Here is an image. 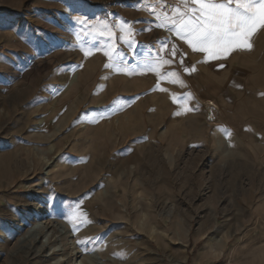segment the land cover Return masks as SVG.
Instances as JSON below:
<instances>
[{"label": "rangeland", "instance_id": "1", "mask_svg": "<svg viewBox=\"0 0 264 264\" xmlns=\"http://www.w3.org/2000/svg\"><path fill=\"white\" fill-rule=\"evenodd\" d=\"M120 1L0 0V264H264V109L164 87L136 24L113 27Z\"/></svg>", "mask_w": 264, "mask_h": 264}, {"label": "snow or ice", "instance_id": "2", "mask_svg": "<svg viewBox=\"0 0 264 264\" xmlns=\"http://www.w3.org/2000/svg\"><path fill=\"white\" fill-rule=\"evenodd\" d=\"M165 6V0H155V3L147 5L151 9L149 14L159 22L158 26L166 28L171 25L169 31L174 32L175 36L183 40L194 52L205 54L204 62L227 58L236 50H251L252 36L259 29L264 28V0H178L177 5L169 11H164ZM80 23L87 25V21H80ZM98 27L99 36H107L110 39L114 34L107 22H98ZM120 29L126 35L132 34V27L126 23H122ZM92 31L95 32L96 29L93 28ZM125 42L130 43L127 40ZM113 51L114 47L110 46L105 52L110 61L117 59ZM178 52L179 49L175 45L169 49L172 57H176ZM88 54L89 52L85 51V55ZM172 62L171 59H164L157 53L151 62L143 66L142 70L154 72L159 78L169 80L173 84L179 83L183 87L184 82L176 71L163 74L160 72L163 65H170ZM180 64L183 65L182 58ZM105 67H112V64H106ZM118 71L124 70L118 69ZM183 71L190 74L195 71V68L183 67ZM156 87L161 91H166L160 88L159 83ZM172 98L174 103L179 101L177 114L179 111L192 112L195 110L189 107V102L194 99L190 92L183 97L174 95ZM126 106V103L117 100L113 102L110 111L115 114ZM100 118H104L103 114L93 122H98ZM221 131L226 136H231L227 129H221ZM68 221L73 225V230L78 224L90 223L86 214L79 209L68 214ZM77 243H86V241L77 240Z\"/></svg>", "mask_w": 264, "mask_h": 264}, {"label": "crops", "instance_id": "3", "mask_svg": "<svg viewBox=\"0 0 264 264\" xmlns=\"http://www.w3.org/2000/svg\"><path fill=\"white\" fill-rule=\"evenodd\" d=\"M151 3H155V0H122L116 3V7L112 11L117 10L116 14L118 15L113 27L120 29V25L126 23L133 29L135 23L137 29L143 33L141 35L143 40H139L137 50L133 51L137 55L138 62L149 63L157 53L164 59L173 61L170 65H163L160 72L163 74L168 71H176L185 86L168 82V85L165 83L164 87L169 86L168 89L175 93H185L189 90L188 86L193 85L195 81L205 90V95L196 97L215 100L218 98L216 93L218 96H220L219 93H223L224 108L232 110L264 109V28L259 29L252 36L253 47L251 50H236L227 58L204 62L205 54L194 52L183 40L175 36L174 32L169 31L171 25L166 27L171 36V42L167 40L164 33L165 28L159 27L156 18L149 14L151 9L147 5ZM177 3L178 0H165L164 11H169ZM102 10L103 8H99L100 12ZM169 14L171 13L169 12ZM162 45L165 47H161ZM172 45L179 49L176 57L169 54ZM181 58L183 65L180 64ZM183 67H194L195 71L189 74L183 71ZM258 68H260L259 71H257ZM174 85L179 90H175ZM216 85L222 87L219 93L213 90ZM206 87L210 88L206 90ZM220 98H218L219 101ZM247 119L251 118H244L235 124L246 125L249 122Z\"/></svg>", "mask_w": 264, "mask_h": 264}, {"label": "bare ground", "instance_id": "4", "mask_svg": "<svg viewBox=\"0 0 264 264\" xmlns=\"http://www.w3.org/2000/svg\"><path fill=\"white\" fill-rule=\"evenodd\" d=\"M77 39H80V37H77ZM206 106H207V108H208V113H207V117H208V120H213L214 119V114H213V112H212V109H211V106H210V104L209 103H206ZM210 117H211V119H210ZM50 223V222H49ZM49 223H47V227H48V225H49ZM51 237H52V235L54 236H57V238H60V240L62 241V240H65L66 239V236L64 237V236H61V234H60V231H59V229H58V227L57 226H51ZM50 237V238H51ZM48 242V241H47ZM49 245H50V241H49V243H48ZM58 246H57V243H54V244H52V248H53V251H54V249H56ZM41 248H43V246L42 247H40V249ZM42 251V250H41ZM58 251H60V250H56L54 253H58V256L57 257H60V254H59V252ZM37 253L36 252H33V255L35 256ZM40 257V256H39ZM100 257V256H99ZM96 258V257H95ZM92 255L90 256V257H87V258H84L81 262H80V264H98L97 262H96V259H95ZM61 259V258H60ZM58 263V260L56 261V264Z\"/></svg>", "mask_w": 264, "mask_h": 264}, {"label": "built area", "instance_id": "5", "mask_svg": "<svg viewBox=\"0 0 264 264\" xmlns=\"http://www.w3.org/2000/svg\"><path fill=\"white\" fill-rule=\"evenodd\" d=\"M164 31H165V33L167 34V36H169L168 29H167V28H165V29H164Z\"/></svg>", "mask_w": 264, "mask_h": 264}]
</instances>
